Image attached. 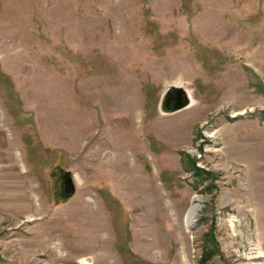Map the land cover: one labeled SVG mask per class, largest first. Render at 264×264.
Wrapping results in <instances>:
<instances>
[{
  "label": "rangeland",
  "instance_id": "rangeland-1",
  "mask_svg": "<svg viewBox=\"0 0 264 264\" xmlns=\"http://www.w3.org/2000/svg\"><path fill=\"white\" fill-rule=\"evenodd\" d=\"M0 264H264V0H0Z\"/></svg>",
  "mask_w": 264,
  "mask_h": 264
},
{
  "label": "water",
  "instance_id": "water-1",
  "mask_svg": "<svg viewBox=\"0 0 264 264\" xmlns=\"http://www.w3.org/2000/svg\"><path fill=\"white\" fill-rule=\"evenodd\" d=\"M190 103L189 92L180 85H169L161 98L160 109L165 112H174L187 107ZM66 184L67 190L73 191L74 186L71 183V177H67Z\"/></svg>",
  "mask_w": 264,
  "mask_h": 264
},
{
  "label": "bare ground",
  "instance_id": "bare-ground-1",
  "mask_svg": "<svg viewBox=\"0 0 264 264\" xmlns=\"http://www.w3.org/2000/svg\"><path fill=\"white\" fill-rule=\"evenodd\" d=\"M189 92V91H188ZM192 101V100H191ZM198 206L197 205H193L192 208H190L187 216H186V227L189 228L194 221V216L196 215V213L198 212ZM89 261V260H86Z\"/></svg>",
  "mask_w": 264,
  "mask_h": 264
},
{
  "label": "trees",
  "instance_id": "trees-1",
  "mask_svg": "<svg viewBox=\"0 0 264 264\" xmlns=\"http://www.w3.org/2000/svg\"><path fill=\"white\" fill-rule=\"evenodd\" d=\"M194 170H195V172H200V171H201V170H199V169H197V168H195ZM206 240H207V239H205V244H207V243H206ZM204 251H205V252H204V254H205V255H204V259H205V260H206L207 256H208V258H209V257L213 254V252H216L214 249H209V250H207V248H205ZM208 258H207V259H208ZM205 260H204V261H205Z\"/></svg>",
  "mask_w": 264,
  "mask_h": 264
}]
</instances>
